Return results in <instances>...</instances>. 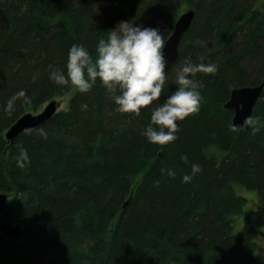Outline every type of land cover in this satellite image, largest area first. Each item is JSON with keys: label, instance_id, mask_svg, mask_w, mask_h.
Segmentation results:
<instances>
[{"label": "trees", "instance_id": "trees-1", "mask_svg": "<svg viewBox=\"0 0 264 264\" xmlns=\"http://www.w3.org/2000/svg\"><path fill=\"white\" fill-rule=\"evenodd\" d=\"M188 9L194 16L161 96L138 116L116 112L97 81L39 126L46 139L35 131L5 139L19 117L72 91L49 78V66L65 70L73 44L95 59L99 40L121 21L159 28L167 40ZM201 62L218 71L195 77L199 111L176 141L148 143L141 133L151 108L175 90L184 64ZM263 77L261 0H0V224L21 226L18 238L0 231V264H264L255 242L261 218L244 213L239 233L233 219L246 203L235 185L264 204V127L232 132L233 112L223 108L233 88ZM21 89L31 105L18 99L9 111ZM251 116L264 123V92ZM18 145L30 157L23 169L13 159ZM192 164L202 171L182 183Z\"/></svg>", "mask_w": 264, "mask_h": 264}, {"label": "clouds", "instance_id": "clouds-1", "mask_svg": "<svg viewBox=\"0 0 264 264\" xmlns=\"http://www.w3.org/2000/svg\"><path fill=\"white\" fill-rule=\"evenodd\" d=\"M107 33L106 39L98 42L95 59L84 46L73 44L67 53L65 70L50 65L49 78L58 86L73 87L80 93L89 92L99 81L111 94L116 112L138 116L141 109L158 101L166 84L167 61L163 51L166 40L159 28L143 27L133 21H121ZM196 43L206 46L203 41ZM217 71L215 63L204 62L186 63L177 71L175 90L151 108L150 121L141 133L148 143L163 146L176 141L178 121L200 109L202 84L195 80L196 75H214ZM18 99L25 106L31 105V98L25 89H21L7 100L9 111ZM81 107L87 109V105ZM241 127L250 128L255 134L264 123L257 117L248 116ZM239 130L237 126H230L232 132ZM26 131H35L44 139L48 136L43 127ZM17 148L18 155L13 159L16 166L23 169L30 163V157L22 145ZM201 171L199 164H192L191 171L182 175L181 182L191 183ZM169 175L175 173L169 170Z\"/></svg>", "mask_w": 264, "mask_h": 264}, {"label": "water", "instance_id": "water-1", "mask_svg": "<svg viewBox=\"0 0 264 264\" xmlns=\"http://www.w3.org/2000/svg\"><path fill=\"white\" fill-rule=\"evenodd\" d=\"M194 16V11L188 9L181 13L177 18L173 31L166 40L164 55L167 61L166 73L177 61L179 56V44L184 33L188 30ZM264 92V77L260 85L235 87L230 91L229 99L224 103L223 108L233 112L232 124L242 130L248 128L241 127L246 117L251 116L253 108ZM59 103L55 100L48 102L42 111L37 114L27 113L19 117L5 132L4 137L8 142H12L22 132L27 129L39 127L57 113ZM183 121V120H182ZM178 121V124L182 123ZM7 201V195L0 193V213L3 212ZM1 233L8 239L18 238L21 235V226L11 223L0 224Z\"/></svg>", "mask_w": 264, "mask_h": 264}, {"label": "rangeland", "instance_id": "rangeland-1", "mask_svg": "<svg viewBox=\"0 0 264 264\" xmlns=\"http://www.w3.org/2000/svg\"><path fill=\"white\" fill-rule=\"evenodd\" d=\"M261 1H264V0H261ZM257 7H259V5H257ZM74 92H75V88H73L71 92H69L68 94L62 97L54 98V100L59 103L57 112L64 111L67 109L69 100L72 97ZM45 105H43L36 113H33V114H37L40 111H42ZM234 191L238 196L246 200V203L243 208V214L233 217L234 232L239 233L241 231L242 226H243L244 213L250 212V211L255 212L261 218V226L256 231V238H255V242L257 244L256 255L261 260H264V204L260 202L255 190H247L242 186L235 185Z\"/></svg>", "mask_w": 264, "mask_h": 264}]
</instances>
